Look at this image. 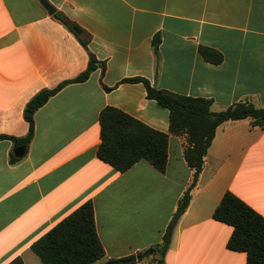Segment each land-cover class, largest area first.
<instances>
[{"label":"crops","instance_id":"obj_1","mask_svg":"<svg viewBox=\"0 0 264 264\" xmlns=\"http://www.w3.org/2000/svg\"><path fill=\"white\" fill-rule=\"evenodd\" d=\"M56 14L85 31L87 49L105 69L64 86L35 111L20 160L10 162L14 141L0 140V264L17 257L43 264L31 244L89 200L104 249L91 264L130 255L135 264H156L158 253L145 251L162 243L193 179L186 135L169 134L165 172L144 159L119 172L97 157L99 112L116 107L168 132L169 111L146 97L142 82L122 81L138 76L209 98L212 111L239 102L264 107V0H0V134L25 136L27 102L87 66L88 50ZM200 45L220 51L222 61H205ZM227 190L264 216V127L251 118L217 126L164 264L246 263L245 252L226 247L232 227L212 217Z\"/></svg>","mask_w":264,"mask_h":264},{"label":"trees","instance_id":"obj_2","mask_svg":"<svg viewBox=\"0 0 264 264\" xmlns=\"http://www.w3.org/2000/svg\"><path fill=\"white\" fill-rule=\"evenodd\" d=\"M64 25L75 35L87 49L88 37L76 23L56 14ZM161 38L156 33L152 39L153 52L158 61V47ZM88 50V49H87ZM201 57L212 64L222 61L220 51L200 45ZM86 68L73 78L61 81L55 87L38 91L26 104L23 116L28 123L27 134L23 137H12L0 134L1 139H11L15 147H28L34 135V113L52 95L64 86L83 82L98 67L105 69V62L98 60L88 50ZM128 82H142L146 97L153 99L169 111V131L155 130L142 121L122 110L105 106L99 112L100 142L96 151L97 157L110 164L119 172H124L141 159L148 161L159 172H165L167 165V146L169 134L186 135L183 156L188 166L194 169L193 179L179 200V208L185 209L190 200V191L195 186L203 168V157L215 136L218 125L227 120L251 118L252 126L264 127V107H255L249 102L235 103L224 110L212 111V100L201 96H189L171 92L153 86L145 77L126 78ZM106 90L109 88L104 87ZM20 160L14 154L10 162ZM212 217L232 227L226 247L230 250L245 252V264H264V216L258 213L237 195L227 190L216 205ZM170 243L168 229L163 241L155 245L152 252H157L156 264H164V255ZM31 250L43 264H91L104 256V249L97 235L92 202L86 201L68 216L58 222L44 235L34 241ZM137 259L144 257L138 252ZM133 255L112 258L105 264H135L130 261ZM9 264H23L19 257Z\"/></svg>","mask_w":264,"mask_h":264},{"label":"water","instance_id":"obj_3","mask_svg":"<svg viewBox=\"0 0 264 264\" xmlns=\"http://www.w3.org/2000/svg\"><path fill=\"white\" fill-rule=\"evenodd\" d=\"M44 5L46 6L47 10H48L50 13H54V9H53V7H52L49 3L44 2ZM24 152H25V147H24V146H18V147H16V148L13 150V153H14V155H15L16 157H21V156H23ZM182 212H183V209H181V208H178V209H177V212L175 213V215H174V217H173V219H172V221H171L170 228H169V233H170L172 227L175 225V223H176L178 217L180 216V214H181ZM151 251H152V248H149L147 251H145V253H148V252H151ZM135 260H136V257H135V256H133V257L130 259V261H135Z\"/></svg>","mask_w":264,"mask_h":264},{"label":"rangeland","instance_id":"obj_4","mask_svg":"<svg viewBox=\"0 0 264 264\" xmlns=\"http://www.w3.org/2000/svg\"><path fill=\"white\" fill-rule=\"evenodd\" d=\"M176 212H177V210H176ZM169 228H170V226L168 227V231H169Z\"/></svg>","mask_w":264,"mask_h":264}]
</instances>
